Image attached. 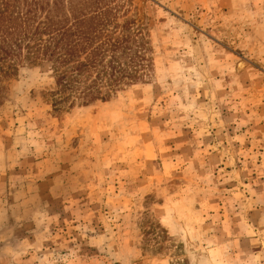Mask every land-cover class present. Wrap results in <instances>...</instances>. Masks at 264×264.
Wrapping results in <instances>:
<instances>
[{
  "label": "rangeland",
  "instance_id": "1",
  "mask_svg": "<svg viewBox=\"0 0 264 264\" xmlns=\"http://www.w3.org/2000/svg\"><path fill=\"white\" fill-rule=\"evenodd\" d=\"M108 5L143 82L57 107L50 63L2 78L0 264H264V0Z\"/></svg>",
  "mask_w": 264,
  "mask_h": 264
},
{
  "label": "trees",
  "instance_id": "2",
  "mask_svg": "<svg viewBox=\"0 0 264 264\" xmlns=\"http://www.w3.org/2000/svg\"><path fill=\"white\" fill-rule=\"evenodd\" d=\"M109 1L0 0V87L3 77L38 61L53 67L57 107L107 101L143 82L138 67L152 64L145 43L123 33L127 24L110 26L116 11Z\"/></svg>",
  "mask_w": 264,
  "mask_h": 264
}]
</instances>
